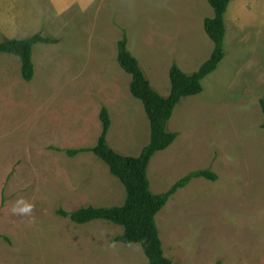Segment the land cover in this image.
<instances>
[{
  "label": "rangeland",
  "instance_id": "obj_1",
  "mask_svg": "<svg viewBox=\"0 0 264 264\" xmlns=\"http://www.w3.org/2000/svg\"><path fill=\"white\" fill-rule=\"evenodd\" d=\"M35 4L44 0H17L16 13H38ZM50 16L16 38L44 32L59 39L35 45L31 81L18 56L0 54V235L9 238L0 240V264H150L140 244L115 241L122 226L57 214L126 199L96 154L66 150L97 144L107 107L109 144L141 154L151 125L118 61L119 41L127 33L129 50L167 96L174 62L193 73L212 54L204 21L214 9L208 0H96L85 12L78 4ZM226 22L225 59L203 80L202 93L176 107L168 129L180 135L149 168L155 193L195 170L218 175L193 179L156 217L176 264H264V0H231Z\"/></svg>",
  "mask_w": 264,
  "mask_h": 264
},
{
  "label": "trees",
  "instance_id": "obj_2",
  "mask_svg": "<svg viewBox=\"0 0 264 264\" xmlns=\"http://www.w3.org/2000/svg\"><path fill=\"white\" fill-rule=\"evenodd\" d=\"M214 9V16L204 21V28L214 43L210 57L193 72H185L176 62L170 69L171 91L164 96L152 85L139 59L129 50L127 33L118 44V61L121 67L132 76L130 90L144 104L150 120L151 135L149 143L138 156L123 155L116 151L108 141L112 127V119L107 107L101 111L102 133L94 147L67 149L69 156L81 152H93L110 168L113 175L119 178L126 190V199L122 205L110 207L83 206L73 211L63 208L57 214L69 218L78 224L104 219L124 228L123 234L115 241L125 244H140L150 264H176L165 254L160 230L156 222L158 213L168 204L170 198L179 189L187 187L195 178H206L216 181L218 175L211 168L190 172L173 186L163 192L152 190L149 176L150 164L155 155L168 149L179 137L176 131H170L168 124L173 117L176 107L183 98L195 96L204 91L203 80L216 71L226 57L227 22L226 14L231 0H208ZM59 39L44 32L23 39H8L0 41V54L16 55L22 62V76L31 81L35 75L34 47L36 44H55ZM264 114V98L260 101ZM264 127V122L263 125ZM9 241L0 235V240Z\"/></svg>",
  "mask_w": 264,
  "mask_h": 264
},
{
  "label": "crops",
  "instance_id": "obj_3",
  "mask_svg": "<svg viewBox=\"0 0 264 264\" xmlns=\"http://www.w3.org/2000/svg\"><path fill=\"white\" fill-rule=\"evenodd\" d=\"M78 4H80L81 10L85 12L96 4V0H44V4H35V10L38 13L32 10L33 7L28 8L26 11L21 10L16 13V9L18 8L17 0H0V32L6 35V38L0 41L16 39L19 35H26L23 33L26 28L29 29L32 27V30L28 33L35 32L38 29L37 27L48 23V16L50 14L54 15L57 13L63 15L70 11L73 12ZM16 33L18 35H15Z\"/></svg>",
  "mask_w": 264,
  "mask_h": 264
},
{
  "label": "clouds",
  "instance_id": "obj_4",
  "mask_svg": "<svg viewBox=\"0 0 264 264\" xmlns=\"http://www.w3.org/2000/svg\"><path fill=\"white\" fill-rule=\"evenodd\" d=\"M31 206H26L24 209H21V211L27 212L30 211Z\"/></svg>",
  "mask_w": 264,
  "mask_h": 264
}]
</instances>
